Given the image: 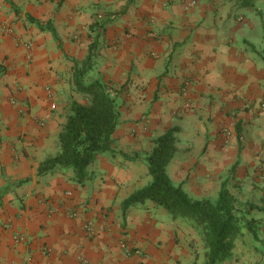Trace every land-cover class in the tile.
<instances>
[{
	"label": "crops",
	"instance_id": "obj_1",
	"mask_svg": "<svg viewBox=\"0 0 264 264\" xmlns=\"http://www.w3.org/2000/svg\"><path fill=\"white\" fill-rule=\"evenodd\" d=\"M84 62V83L116 92L117 124L115 153L79 182L38 167L86 100L72 83ZM174 125L170 181L211 201L224 185L239 216L216 264H264V0H0V264H205L189 219L149 199L122 212Z\"/></svg>",
	"mask_w": 264,
	"mask_h": 264
},
{
	"label": "trees",
	"instance_id": "obj_2",
	"mask_svg": "<svg viewBox=\"0 0 264 264\" xmlns=\"http://www.w3.org/2000/svg\"><path fill=\"white\" fill-rule=\"evenodd\" d=\"M41 28L48 29L57 39L51 24L42 25L30 15ZM85 62L73 71L72 83L76 92L84 95V102L72 100L70 111L59 133L60 150L45 158L38 172H46L54 166L71 168L77 181L86 176V166L96 154L110 149V136L117 124L115 91H108L98 80L84 83L82 76ZM171 126L154 139V145L147 154V169L151 180L146 185L133 190L121 201L122 212L126 207L146 199L163 207L172 217L189 219L200 230L207 247L205 264H216L230 255L233 241L239 231V216L234 210L233 197L221 186L214 201L191 198L179 186L173 184L165 166L175 150V132Z\"/></svg>",
	"mask_w": 264,
	"mask_h": 264
},
{
	"label": "built area",
	"instance_id": "obj_3",
	"mask_svg": "<svg viewBox=\"0 0 264 264\" xmlns=\"http://www.w3.org/2000/svg\"><path fill=\"white\" fill-rule=\"evenodd\" d=\"M195 2H196V0H184V4L187 7L195 4ZM69 215L71 217H74V216L77 215V212L76 211H70ZM19 239H23L22 235L19 236ZM119 246H120V248L122 249V251L124 252L125 255H131L135 251V249L131 245H129L127 242H125L123 240L120 241Z\"/></svg>",
	"mask_w": 264,
	"mask_h": 264
},
{
	"label": "rangeland",
	"instance_id": "obj_4",
	"mask_svg": "<svg viewBox=\"0 0 264 264\" xmlns=\"http://www.w3.org/2000/svg\"><path fill=\"white\" fill-rule=\"evenodd\" d=\"M104 153H107L108 155H110V157L111 156H113V154L115 153V151H113V150H106V152H104ZM122 156H124V155H122ZM126 156V155H125ZM156 205V204H155ZM170 215V214H169ZM171 216V215H170Z\"/></svg>",
	"mask_w": 264,
	"mask_h": 264
}]
</instances>
